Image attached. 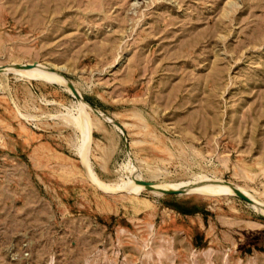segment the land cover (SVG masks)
<instances>
[{"label":"rangeland","instance_id":"obj_1","mask_svg":"<svg viewBox=\"0 0 264 264\" xmlns=\"http://www.w3.org/2000/svg\"><path fill=\"white\" fill-rule=\"evenodd\" d=\"M196 180L264 202V0H0V264H264Z\"/></svg>","mask_w":264,"mask_h":264},{"label":"bare ground","instance_id":"obj_2","mask_svg":"<svg viewBox=\"0 0 264 264\" xmlns=\"http://www.w3.org/2000/svg\"><path fill=\"white\" fill-rule=\"evenodd\" d=\"M58 82L62 83L61 81H58ZM67 114H68V116L65 119H68V120H66V121H68L71 124H73L80 131H83V121H82L81 114H78V115H75V116H73L72 114H69V113H67ZM64 117H65V115H64ZM78 148H80L81 155H83V158H84V161H85V164H86L85 166L87 167L86 169L89 172V176H91L95 180L96 185H97V183L100 185L99 186L100 188H102L104 190H107V191L113 190V191H125L127 193H133L135 188L139 185V184L131 182V181H123V180H118L117 182L111 183V184H105L103 181L98 179L96 177V175L92 171H90V169L88 170L87 162H86V159H85L86 158L85 157V150L84 149L81 150L80 145H79ZM198 181L199 180H196V181H193V182L191 181V182L177 183V184L166 183L165 185H163V187L164 188H169V187L177 186V187H179L180 189H182L184 191H191L193 193H199V194H203V192H205V190L213 191V192L226 193V194H233V195L240 194V195L244 196V194H245L249 198L254 199L256 202H258L259 207L264 212V202L259 197H256V196L250 194L244 188H240L242 190L235 191V190H231L227 185L219 184L218 182H212L211 181L207 186H204L203 184L199 183ZM101 185L106 187V188H108V189L103 188ZM152 186H154V184H150V187H152Z\"/></svg>","mask_w":264,"mask_h":264}]
</instances>
